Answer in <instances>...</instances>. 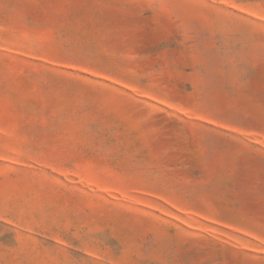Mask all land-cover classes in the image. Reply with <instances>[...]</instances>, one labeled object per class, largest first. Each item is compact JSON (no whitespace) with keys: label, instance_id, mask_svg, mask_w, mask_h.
<instances>
[{"label":"rangeland","instance_id":"374dc122","mask_svg":"<svg viewBox=\"0 0 264 264\" xmlns=\"http://www.w3.org/2000/svg\"><path fill=\"white\" fill-rule=\"evenodd\" d=\"M0 264H264V0H0Z\"/></svg>","mask_w":264,"mask_h":264}]
</instances>
